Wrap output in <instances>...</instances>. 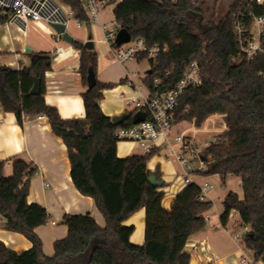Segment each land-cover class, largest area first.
<instances>
[{"label": "trees", "instance_id": "trees-1", "mask_svg": "<svg viewBox=\"0 0 264 264\" xmlns=\"http://www.w3.org/2000/svg\"><path fill=\"white\" fill-rule=\"evenodd\" d=\"M63 1L83 24L91 23L82 0ZM244 1L231 0L227 11L218 16L216 5L204 7L206 0H121L114 14L119 29L127 28L133 39L144 38L148 47L168 45L151 60L153 71L143 79L152 93L173 90L185 68L192 61L200 63L203 83L181 97L176 123L196 114L199 126L211 112L230 114L231 132L207 148V169L201 174L218 175L223 182L229 175L241 178L244 199L234 191L226 194L221 223L225 226L230 212L238 210L249 226L243 235L246 247L257 262L264 263V54L248 61L237 47L233 17ZM256 11L264 13V4H256ZM8 20L0 11V25ZM73 45L80 50L79 72L87 87L82 93L85 118L63 119L57 107L47 104L46 74L52 69L49 51L30 52L31 65L20 69L0 64V101L20 124L25 117L48 116L68 147L75 186L94 198L107 225L100 226L89 213L66 214L68 235L55 242L54 255H44L35 229L48 223L50 216L44 206L28 201L30 179L38 168L15 157L13 174L5 176L1 161L0 214L7 218L8 230L24 234L33 245L17 252L0 239V264H191L185 246L192 235L207 227L206 213L213 203L201 201L202 187L190 182L169 209L163 206L168 182L160 167L150 170L147 165L157 151L118 155L116 132L133 123L135 111L119 125L113 123L101 102L105 90L115 85L97 78V84L89 88L90 69L98 73V53L78 39ZM147 56L143 52L139 59ZM36 78L42 81V92L37 95L31 94ZM155 78L162 82L156 85ZM189 104V112H184ZM70 130L80 135L79 150ZM152 175L163 181L162 187L152 185ZM142 208L146 209V236L143 244H136L131 241L135 226L124 222Z\"/></svg>", "mask_w": 264, "mask_h": 264}, {"label": "crops", "instance_id": "crops-1", "mask_svg": "<svg viewBox=\"0 0 264 264\" xmlns=\"http://www.w3.org/2000/svg\"><path fill=\"white\" fill-rule=\"evenodd\" d=\"M120 1L118 0L117 3ZM117 3L113 5L108 19H105L106 15L102 10L100 11L96 20L101 28L107 20L113 18L115 21L114 9ZM27 30V27L23 29L19 21L8 20L0 25V52L9 53L3 56L4 58L1 57L0 64L15 69L30 66L32 60L30 52L25 50L27 45L31 46L33 51H48L37 38L33 37L29 41ZM89 38L91 36L84 35L78 40L85 42ZM57 46L65 48L60 55L55 53ZM57 46L52 49V69L46 74L45 100L47 104L57 107L63 119L85 118L86 109L82 93L87 87L79 72L80 50L73 44H69L68 47ZM98 56L97 78L102 82L115 85L104 92L105 97L101 102L103 111L111 117L124 112L129 114L127 111L129 105L124 99L126 95L132 97L151 93L142 79L144 73L150 69V61L147 58L142 60L138 58L121 63L108 53L105 56L99 54ZM130 82H134V86H130ZM196 120L197 115H191L188 120L190 126L183 132L196 130ZM131 154L143 155L142 150L136 144L118 143L119 156L125 157ZM15 157L33 162L38 168V172L30 179L28 201L44 206L50 216L48 223L35 229L43 242L44 255H54L55 242L68 235L69 227L63 221L66 214L89 213L100 226L107 225L94 198L82 194L75 186L71 177L68 147L64 139L54 132L48 116L43 114L25 117L23 124H20L16 114L5 111L0 101V162L4 161L3 174L5 176L13 174V158ZM173 162L159 153L151 157L147 164L150 170L160 167L164 179L168 185L171 184L164 188L163 206L167 209L171 207L177 194L187 185L182 179V174L175 179ZM192 180L199 186H204L206 183L210 185L208 201L213 203V207L206 213L207 227L192 235L185 246V252L191 256V263L209 264L211 258L216 257L224 264H236L241 256H249L252 252L246 247L243 237L244 222L239 211L233 209L230 212L228 223L225 226L221 223V215L225 211L224 197L221 195L234 191L243 200L245 193L241 178L229 175L223 182L218 175L196 174L192 176ZM6 222L7 218L0 214V239L17 252L31 248L32 242L24 234L8 230ZM124 223L135 226L131 241L143 244L146 236V209L142 208L135 212ZM256 264L264 263L258 261Z\"/></svg>", "mask_w": 264, "mask_h": 264}, {"label": "built area", "instance_id": "built-area-1", "mask_svg": "<svg viewBox=\"0 0 264 264\" xmlns=\"http://www.w3.org/2000/svg\"><path fill=\"white\" fill-rule=\"evenodd\" d=\"M90 22L96 20L101 9L110 0H82ZM115 4V3H114ZM256 4H264V0H245L234 13L233 30L237 47L248 61L260 54H264V13H257ZM0 11L9 16L10 21H19L26 29L29 21H43L47 24H64L68 27L72 19H76L79 26L83 23L78 19L75 10L63 0H0ZM105 41L109 45V56L121 63L138 59L139 55L147 52L149 68L152 69L151 60L168 48V45H155L148 47L144 38L131 39L120 46L115 39L118 32L110 31L106 25L102 26ZM56 41L62 40V34L57 32L52 35ZM115 44V45H114ZM63 50L62 46L56 47V53ZM145 72L142 79L147 78ZM156 85L162 80L155 78ZM203 83L202 68L198 61H192L184 70L176 87L165 93H150L149 95L132 96L126 98L129 106L135 107V113H147L145 119L132 123L128 127H120L116 135L119 142L136 144L143 155L157 151L166 146L167 158L177 162L183 169L182 179L186 184L193 182L192 176L201 174L207 169V148L216 142L221 136L231 132L229 123L230 114L227 111H214L209 113L201 125L196 124V130L192 132H174L176 123V110L181 97L189 90L199 87ZM134 86V82L129 83ZM189 104L184 112H189ZM42 117V116H39ZM190 118V117H189ZM197 121V120H196ZM202 187L199 196L201 201L208 200L210 185L206 183ZM245 231L249 226L244 224ZM196 245V243H193ZM254 256H241L236 264H256ZM209 264H224L216 257H212Z\"/></svg>", "mask_w": 264, "mask_h": 264}, {"label": "rangeland", "instance_id": "rangeland-1", "mask_svg": "<svg viewBox=\"0 0 264 264\" xmlns=\"http://www.w3.org/2000/svg\"><path fill=\"white\" fill-rule=\"evenodd\" d=\"M230 1L231 0H206L204 7L205 8L211 7L213 9V7L216 5L217 10L219 11L218 16H221L227 11ZM113 5L114 3H110L101 9L103 13L106 15L105 19L110 18V11L112 10ZM103 25H106L110 31H116V27H118L117 23L113 20V18H111L110 20H107V22H105ZM27 29H28L27 31H28L29 41L33 37L37 38L39 41L43 43L46 50L51 51V55H52V49H54V47H56L57 45H63L65 47H68L70 44L64 41L63 39L60 41H56L52 35L55 34L57 30L53 27V25L47 24L46 22L29 21L27 25ZM67 31L70 32L71 34L73 33V35L77 39H79L81 36H84V35H86L87 37L91 36V39L94 41L96 45L94 48V51H96L100 56L101 55L105 56L108 53L109 46H108V43L105 41L104 31L98 25L97 20H93L90 24H82L81 26H79L77 23V20L72 19L69 22ZM0 45H1V42H0ZM65 53L67 54V51ZM8 54L9 53H6V52H0V59L1 57L8 55ZM126 96L124 99L128 98ZM133 110H135L134 106H127V111L129 112V114H131L130 112H132ZM188 120H190V118H188L187 120L178 122L174 127V132H183V130L188 128L190 126V122ZM160 154L167 156L168 150L166 146H163L160 149ZM173 170L175 171V179H177L178 175L183 173L182 168L175 161L173 162ZM170 185L171 184L167 185L166 187H169ZM221 196L225 198L226 194H222ZM245 232L246 231H244V233ZM249 256H253L252 253H249Z\"/></svg>", "mask_w": 264, "mask_h": 264}, {"label": "water", "instance_id": "water-1", "mask_svg": "<svg viewBox=\"0 0 264 264\" xmlns=\"http://www.w3.org/2000/svg\"><path fill=\"white\" fill-rule=\"evenodd\" d=\"M53 27L57 30V32L62 34V39L64 41H66L70 44H73L75 42L76 38L70 32L67 31V27L64 24H53ZM131 39H132V34L130 33V31L127 28H120L117 32L115 42H116L117 46H120L124 43L129 42ZM84 45L88 49H94V47H95V43L91 38L87 39L84 42ZM25 50L27 52H32L33 48H31L27 45L25 47ZM152 71H153L152 69H149V70H147V73L150 74V73H152ZM87 81H88L89 88H92L97 84V76H96V73L93 69H90V71L88 73ZM41 92H42V81L40 78H36L35 84H34L33 88L31 89V94L37 95V94H40ZM128 117H129V114L124 112L122 114L112 116V121L114 124L119 125L120 123L125 121ZM144 119H145L144 114L138 112V113L134 114L132 121H133V123H138ZM70 134L74 139L75 149L79 150L80 146H81L80 135L78 133H76L74 130H70ZM150 182L155 187H162L163 186V181L158 180L155 175H152L150 177ZM102 242L105 243L106 241L102 240ZM191 264H193V263H191Z\"/></svg>", "mask_w": 264, "mask_h": 264}, {"label": "bare ground", "instance_id": "bare-ground-1", "mask_svg": "<svg viewBox=\"0 0 264 264\" xmlns=\"http://www.w3.org/2000/svg\"><path fill=\"white\" fill-rule=\"evenodd\" d=\"M65 51V48H63V50H61L59 53H57V54H62L63 52Z\"/></svg>", "mask_w": 264, "mask_h": 264}]
</instances>
